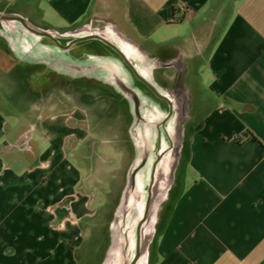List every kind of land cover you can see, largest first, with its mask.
I'll return each mask as SVG.
<instances>
[{
  "label": "crops",
  "instance_id": "1",
  "mask_svg": "<svg viewBox=\"0 0 264 264\" xmlns=\"http://www.w3.org/2000/svg\"><path fill=\"white\" fill-rule=\"evenodd\" d=\"M0 14L57 40L96 16L124 55L139 50L160 65L167 101L157 96L156 108L182 125L176 192L157 209L147 264H264V0H0ZM57 49L0 21V264H76L103 197L79 161L96 141L84 106L65 99L59 111L50 102L26 113L8 97L24 87L28 102H42ZM26 67L33 74L15 79ZM146 108L139 119L153 124L159 111Z\"/></svg>",
  "mask_w": 264,
  "mask_h": 264
},
{
  "label": "rangeland",
  "instance_id": "2",
  "mask_svg": "<svg viewBox=\"0 0 264 264\" xmlns=\"http://www.w3.org/2000/svg\"><path fill=\"white\" fill-rule=\"evenodd\" d=\"M105 26L93 16L83 31L62 33L64 37L57 41L64 46L79 37L99 35L122 54L129 53L126 45L116 41L104 29ZM133 52L134 55H123L138 75L160 94L165 89L157 87L160 65L155 57L147 62V57L139 50ZM56 55L59 59L47 63L49 69L44 73V82L38 91L37 99L40 96L42 102L36 105L31 102L32 98L31 103L28 102L24 87L18 88L16 95L8 97L19 99L21 103L17 106L26 113H41L46 111L40 109L44 103L58 102L53 108L56 112L64 109L62 103L68 99L84 106L88 114V126L96 141L85 144L79 161L93 169L96 183L91 184L92 192L103 197L95 201L96 212L84 233L83 243L76 251V264H131L137 251L139 257L135 264H147L157 209H163L176 192L172 169L177 161L182 121H164L167 108L165 112L157 110L160 99L136 79L123 59L102 41L89 39L78 42L69 51L57 49ZM32 70V67L21 69L16 72L15 79L23 80L24 76L33 74ZM36 70V75L41 73L39 68ZM175 73L178 75L172 68L169 74L173 77ZM124 86L134 91L138 113L146 111V106L159 111L153 124H142L136 113L135 101L124 91ZM0 91L6 92L3 87ZM136 131L140 136L135 134ZM149 197L150 207L144 219Z\"/></svg>",
  "mask_w": 264,
  "mask_h": 264
},
{
  "label": "water",
  "instance_id": "3",
  "mask_svg": "<svg viewBox=\"0 0 264 264\" xmlns=\"http://www.w3.org/2000/svg\"><path fill=\"white\" fill-rule=\"evenodd\" d=\"M0 21H15V22H18L25 29H27L28 31H30L31 33L36 34V35H40V36L47 37V38L51 39L52 41H54V43H56V45H58L60 48H63V49H67V48H69L70 46H72L75 43L82 42V41L89 40V39H97V40H100L103 43H105L106 45L112 47L123 58V60L133 69V71L136 74V76L138 77V79H140L141 81H143L152 90V92L156 96H158L161 99H164L165 101H167L166 97H164L163 95H160L156 91V89L150 83H148L147 81H145L142 77H140L138 75V73L130 65V63L128 62V60L126 59V57L121 53L120 50H118L112 43L108 42L106 39H104L103 37H101L99 35H87V36H84V37H79V38H76L73 41H71L69 44L62 46V45H60L58 43L56 37L53 34H51L49 32H46V31H40L38 29H35L31 25H29L23 18H21L19 16L9 15V14H0ZM123 89H124V91L126 93H128L129 95H131L133 97V99L135 101V106H136V113L138 114V108H137L138 107V101H137V98L135 96L134 91L132 89L128 88V87H125V86L123 87ZM132 178H134V177H132ZM149 207H150V197H149V199L147 200V203H146V209H145L144 219H146V217H147ZM138 257H139V251L136 252L135 258L133 259V261H132L131 264H135L136 261H137V259H138Z\"/></svg>",
  "mask_w": 264,
  "mask_h": 264
},
{
  "label": "flooded vegetation",
  "instance_id": "4",
  "mask_svg": "<svg viewBox=\"0 0 264 264\" xmlns=\"http://www.w3.org/2000/svg\"><path fill=\"white\" fill-rule=\"evenodd\" d=\"M112 48V47H111ZM113 49V48H112ZM114 50V49H113ZM115 51V50H114ZM116 52V51H115ZM117 53V52H116ZM118 54V53H117ZM119 55V54H118ZM120 56V55H119ZM121 57V56H120ZM122 58V57H121ZM123 59V58H122ZM123 62L125 63V66H127L128 70L130 71V73L136 78L138 79V77L136 76V74L134 73L133 69L123 60ZM131 65V64H130ZM134 68V67H133ZM135 69V68H134ZM135 71L137 72V70L135 69ZM145 81H147L144 77H142ZM139 81H141L140 79H138ZM150 91H152L143 81H141ZM148 82V81H147ZM127 86V85H126ZM129 88V87H128ZM169 106V110L168 113L170 112V105Z\"/></svg>",
  "mask_w": 264,
  "mask_h": 264
}]
</instances>
